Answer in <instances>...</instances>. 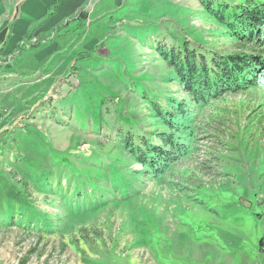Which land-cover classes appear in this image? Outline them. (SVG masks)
Segmentation results:
<instances>
[{"label":"rangeland","instance_id":"374dc122","mask_svg":"<svg viewBox=\"0 0 264 264\" xmlns=\"http://www.w3.org/2000/svg\"><path fill=\"white\" fill-rule=\"evenodd\" d=\"M244 1L88 0L20 48L0 78V264H264V79L201 105L167 59L264 53L212 17ZM172 125L186 158L153 176L127 140Z\"/></svg>","mask_w":264,"mask_h":264},{"label":"trees","instance_id":"16d2710c","mask_svg":"<svg viewBox=\"0 0 264 264\" xmlns=\"http://www.w3.org/2000/svg\"><path fill=\"white\" fill-rule=\"evenodd\" d=\"M210 11L212 17L226 28L230 37L244 45H263L264 0L233 5L221 3ZM167 59L184 82L186 91L201 105L210 98L243 90L264 79V53L261 52L202 53L182 46V49H171ZM172 126L167 133L155 137L154 141L160 139L159 144L146 139L141 142L127 140V149L140 159L141 164L149 167L148 171L153 176L165 173L172 161L186 158V146L176 134L178 127Z\"/></svg>","mask_w":264,"mask_h":264},{"label":"crops","instance_id":"0c3cea01","mask_svg":"<svg viewBox=\"0 0 264 264\" xmlns=\"http://www.w3.org/2000/svg\"><path fill=\"white\" fill-rule=\"evenodd\" d=\"M87 1L0 0V78L14 77L11 61L18 58L24 44L27 48L37 45L43 36H47L65 18H75L73 15L83 9ZM45 41L48 44V40ZM55 49L51 42L36 53L37 56L42 52L51 54ZM26 55L22 53V57Z\"/></svg>","mask_w":264,"mask_h":264}]
</instances>
